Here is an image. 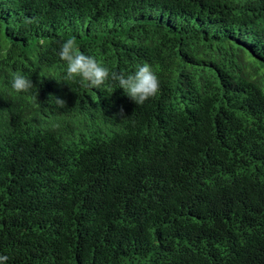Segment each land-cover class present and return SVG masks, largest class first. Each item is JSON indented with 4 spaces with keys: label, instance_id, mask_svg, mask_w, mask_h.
<instances>
[{
    "label": "trees",
    "instance_id": "obj_1",
    "mask_svg": "<svg viewBox=\"0 0 264 264\" xmlns=\"http://www.w3.org/2000/svg\"><path fill=\"white\" fill-rule=\"evenodd\" d=\"M71 37L159 91L66 81ZM0 255L264 264V0H0Z\"/></svg>",
    "mask_w": 264,
    "mask_h": 264
},
{
    "label": "clouds",
    "instance_id": "obj_2",
    "mask_svg": "<svg viewBox=\"0 0 264 264\" xmlns=\"http://www.w3.org/2000/svg\"><path fill=\"white\" fill-rule=\"evenodd\" d=\"M34 18L26 17L24 23L30 25ZM59 57L66 64V81H74L77 78L81 82H87L90 88H101L109 79L118 81L119 88L137 105L144 104L149 98L155 96L160 88V80L148 63L138 65L133 74L125 75L123 72H111L103 66L94 56L86 55L79 50L75 37L66 39L59 50ZM11 88L17 92H28L33 87L31 79L20 72H10ZM58 108L66 106V101L55 97ZM117 115L124 117V109L121 107ZM8 257L0 255V264H7Z\"/></svg>",
    "mask_w": 264,
    "mask_h": 264
}]
</instances>
